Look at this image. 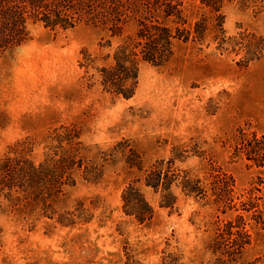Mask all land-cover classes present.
Wrapping results in <instances>:
<instances>
[{"label":"rangeland","instance_id":"rangeland-1","mask_svg":"<svg viewBox=\"0 0 264 264\" xmlns=\"http://www.w3.org/2000/svg\"><path fill=\"white\" fill-rule=\"evenodd\" d=\"M205 12L195 3L184 14L192 24ZM220 13L226 37L241 33L252 43L251 35L264 40V0L226 2ZM213 33L210 28L202 44L178 42L168 65L142 64L130 99L102 92L97 78L90 79L94 71L79 66L84 50L97 65L111 52L99 48L109 38L100 29L80 25L62 31L38 24L29 41L0 56V157L29 139L32 157L40 161L48 133L73 123L81 129L86 159L104 163L99 182L78 178L53 201L52 216L43 214L41 204L0 197V264H162L167 254L179 256L181 264H215L218 256L208 245L217 227L236 213L222 215L183 195L176 209H161L158 196L145 190L153 219L139 224L126 217L120 195L138 176L123 160L129 148L146 169L169 158L173 148L195 145L203 158L176 165L197 176L220 168L233 181L234 197H255L264 215V162L257 166L234 153L241 138L264 137V58L249 62L244 46L220 51ZM111 41L114 48L119 39ZM124 142L125 149L115 148ZM66 212L77 215L75 224L58 222ZM241 214L250 245L226 264H264V230L251 212Z\"/></svg>","mask_w":264,"mask_h":264},{"label":"trees","instance_id":"trees-1","mask_svg":"<svg viewBox=\"0 0 264 264\" xmlns=\"http://www.w3.org/2000/svg\"><path fill=\"white\" fill-rule=\"evenodd\" d=\"M235 0H0V56L31 38V28L42 25L45 29L67 31L80 25L106 31L109 38L99 48L111 49L97 65V58L88 50L82 51L80 68L90 70L96 77L102 92L130 99L139 83L140 66L168 65L174 58L178 42L202 44L210 28L213 40L220 51H233L244 46L249 62L264 58V40L251 35L238 34L226 37L223 16L224 3ZM198 5L206 12L189 24L184 14L186 5ZM112 39H119L113 48ZM233 49V50H232ZM44 153L40 161L32 157L34 143L25 139L17 142L7 154L0 157V197L20 203L31 201L41 204L43 214H54L52 203L63 195L67 188L76 185L81 178L88 183H97L103 177V164L86 159L81 140V129L76 124L60 125L48 133ZM126 143L115 148L125 149ZM123 152V151H122ZM234 153H241L246 160L260 166L264 162V137L252 135V139H240ZM203 153L189 148H173L169 158L157 160L144 169L140 155L133 149L123 154L125 165L138 173L123 189L121 210L126 217L139 224L150 222L155 214L145 196V190L158 196V207L176 209L179 195L191 197L216 207L222 215L235 212V216L218 226L208 245V250L217 255L215 264L235 261L250 245V235L242 212L252 213L251 219L264 230V215L258 209V199L247 197L239 201L234 197L232 179L220 168L194 175L191 170L180 168L184 162ZM259 158V159H258ZM105 162V161H104ZM237 200V201H236ZM78 218L66 212L58 218L64 226L73 225ZM84 218L83 221H88ZM162 264H181L180 257L167 254Z\"/></svg>","mask_w":264,"mask_h":264}]
</instances>
